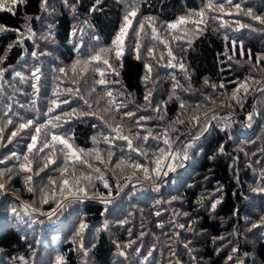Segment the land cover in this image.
I'll return each mask as SVG.
<instances>
[{"label": "trees", "instance_id": "trees-1", "mask_svg": "<svg viewBox=\"0 0 264 264\" xmlns=\"http://www.w3.org/2000/svg\"><path fill=\"white\" fill-rule=\"evenodd\" d=\"M127 2L102 0L97 6L101 10L90 13L95 0H79L78 3L77 0H49L46 11L41 9V0H26V3L15 8V14L0 11V25L19 29V32L0 33V56L7 54V59L0 62V67L7 69L0 77V127L4 128L0 133L3 136L0 160L12 152L21 158L0 164V169L13 168V179L8 183L7 191L0 195V264H56L58 256L64 258V264H239L241 260L244 264H264V227L249 231L251 223L245 219L256 222L260 216H264V194L251 191L264 187V93L255 91L264 84L249 81V92L240 93L239 103L231 97L240 82L249 77H255L257 81L264 78V71H253L252 67L255 65L264 69V31L261 30L264 26L234 10L232 15L210 12L209 17L223 16V20L209 19L203 34H191L188 38L191 47L187 42L171 43L173 54L178 59L182 58L187 65L191 80L185 79L179 67H164L171 58L167 56L164 44L150 39L148 29L149 35L142 40L144 48L141 55L154 44L157 59L161 52L165 54L164 59L159 66L151 61L154 65L152 80L146 85L143 81L144 61L136 60L126 52L120 76L111 73L107 76L110 80H121L124 88L111 84L107 87L113 90L117 104L124 101L127 107L119 110L113 107L111 112H107L104 111L105 100L96 102L106 86L98 85L95 93L87 95L92 80L99 78L98 74L89 72L85 76L88 83L73 85L71 77L74 74L69 70L65 76L58 69L69 68L78 57L73 44H78L81 39L86 46L93 48L110 44L120 27ZM203 2L139 0L140 15L137 19L154 16L159 21H171L189 9H198ZM233 3H242L244 7H253L256 14H264V0H233ZM72 5H75L74 11ZM225 7L230 6L225 3ZM224 21L228 22L226 26ZM236 21L252 27L237 30ZM133 26H136L135 22ZM73 29L83 31L73 36ZM161 32L168 38L167 33ZM225 35L228 40L224 39ZM45 36L50 38L42 39ZM93 36L100 37L99 44L92 39ZM232 40L237 41L236 47L231 45ZM10 44H13L11 50L8 49ZM33 52L37 55L33 56ZM37 67L40 68L37 73L39 82L32 77ZM16 73H20V76ZM205 78L209 85L204 84ZM177 82L182 87H175ZM221 84L223 88L219 87ZM58 87L62 93L65 88L79 87L91 108L84 105L74 92L55 97L53 93ZM174 87L179 99L174 97L168 101L166 111H154L155 105L168 100ZM148 88L153 91L152 107H147L144 100ZM185 88L188 91H184ZM121 91L123 95L119 94ZM208 97L215 100V104ZM52 99H58V102L67 99L70 102L61 103L55 112L47 113ZM181 100L187 106L183 110L180 108ZM73 109L97 112L113 128L122 126L126 135L138 132L144 136L151 132L147 141L134 142L135 146L147 150L150 155L157 147H168L162 140L153 138L163 135L166 129H178V133L170 131L169 134L173 138L180 134L181 140L187 142L204 124V113L208 114L209 127L196 147L190 150L191 158L184 161L183 167L177 168L175 173L156 181L160 184L156 190L152 181L145 180L143 173L137 171L133 176L130 168L122 174L117 170V175H113L112 168L120 158H131L141 163L149 161L128 149L126 141L116 139L112 145L104 143L102 139L98 143L93 142L91 138H100L101 133L110 138L115 136L98 116L62 117L58 122L62 127H50V131L65 136L74 135V143L80 148H98L105 156L109 148L115 153L107 166L99 161L92 162L104 170L105 178L113 186L112 196L116 200L113 206L87 199L73 205L59 219L49 220L42 213L50 211L55 205L39 203V188L44 173L40 177L34 176L36 193L27 192L22 178L15 176L22 157L27 154L32 130H24L12 143H8V139L11 132L28 119L44 123L52 116L71 113ZM126 111L135 112V117H124ZM249 114L253 115L252 121L247 119ZM142 115L151 119L140 121L143 127H137L134 121ZM161 115L164 116L163 120L157 118ZM177 116L185 120L184 125L173 123ZM192 116H199L201 125L191 127L189 120ZM213 116L216 118L213 119ZM8 118L13 120L12 124L6 123ZM225 123L230 127L223 128ZM93 124L97 127L94 128ZM178 146L179 142L172 145L173 149ZM221 146L223 152L219 151ZM48 151L46 149L45 153L39 155L43 156ZM35 158L39 162V156ZM49 175L55 173L49 171ZM43 182H47L46 177ZM117 183L127 185L119 195L114 187ZM217 188L221 191L217 192ZM107 192L103 184L97 181L95 195ZM173 197L177 199L173 200ZM214 199L222 202L213 211L210 210L209 201L214 202ZM25 205L38 207L39 211L30 217L28 213L31 208L26 211ZM13 206L18 214L11 212ZM105 207L109 208L108 212L104 211ZM234 212L237 214L233 215ZM21 216L27 223L20 222ZM80 217L89 227L82 238L74 241ZM123 220H127V223L120 222ZM105 222L107 229L99 231ZM181 224L185 227L180 228ZM130 241H134L131 248L127 247ZM81 243L83 249L79 247ZM233 247L238 251L233 253ZM120 251L127 254L126 259L119 255ZM149 251L152 255L145 260ZM229 256L233 260H229Z\"/></svg>", "mask_w": 264, "mask_h": 264}, {"label": "snow or ice", "instance_id": "snow-or-ice-1", "mask_svg": "<svg viewBox=\"0 0 264 264\" xmlns=\"http://www.w3.org/2000/svg\"><path fill=\"white\" fill-rule=\"evenodd\" d=\"M79 0H77V3ZM102 0H95V3L89 9V12L100 11L101 9L97 7L100 5ZM26 3V0H0V11H7L9 13L15 14V8L21 4ZM225 3L230 7L226 9ZM49 4V0H41V9L47 10ZM73 11L75 10V5H72ZM233 10L237 14H242L244 16L249 17L251 20L258 21L260 25L264 26V14H256L253 7H244L242 3H233V0H225V2H217V0H204L202 5L198 9H189L185 14L176 17L171 21H159L157 17L154 16H143L140 19H137L138 15H140V3L139 0H128L125 5V12L122 17V22L120 27L115 32L113 38L111 39V43L108 45L99 46L96 48L86 46L84 41L81 39L77 43L73 44V50L77 52L79 55L74 60V62L70 65L69 68L61 67L58 69L60 73H63L65 76L68 75L69 70L74 74L71 77V83L73 85H78L80 82L88 83L85 80V76L89 72L93 73V75L98 74V79L92 80V85L87 93L88 96H91L92 93L96 92V86L104 85L106 86L103 90V95L99 96L97 99V103L100 100L106 101V107L104 111L111 112L113 107L116 110H119L121 107H127L124 101H120L117 104L116 99L113 94V90L108 85H120L123 89V83L119 79L110 80L107 78L108 74H114L116 77L120 76V70L123 69L124 63L123 59L126 52H129L134 56L136 60L144 61L145 75L143 76V81L147 85L152 80V72H153V63L151 61L156 62V66L160 65V61L164 59V53L161 52L159 54V59H157L156 55V47L153 44L149 46L144 51L143 55H141V49L144 48V44L142 40L144 36H148L150 29V39L154 42H159L164 44L167 49V56L171 59L168 61L164 67L167 68H176L179 67L181 71L185 74L186 80H191V75L189 74V69L185 64L182 58L178 59L174 54L171 47L172 41L179 42H187L188 47H191V40H189V36L194 34L199 36L203 34L207 30L208 20H223V16H211L209 17L210 12H218L224 13L227 12L228 15H232ZM31 19V17H29ZM39 19V17H37ZM135 22V27L133 26ZM87 23V21H85ZM228 24L227 21H224V25ZM237 30L243 28H251L250 24H245L241 21H236ZM167 33V37L165 38L162 35V32ZM264 31V28L261 29ZM5 31H17L19 29H9L7 26L0 25V33ZM29 33H31V28H28ZM82 29H73L72 35L76 36L77 33H82ZM34 35V34H33ZM50 36L42 37V39L47 40ZM92 39L99 44L100 37L93 36ZM225 40H228V36H224ZM134 41V42H133ZM22 42V41H18ZM231 45L236 47L237 41L232 40ZM13 44L8 45V49L11 50ZM242 47V42H241ZM33 56H36L37 53L33 52ZM7 59V54L4 53L0 56V62ZM172 61H176L173 63ZM115 65V66H114ZM253 71H264V69H259L255 65L252 66ZM6 68L0 67V77L3 76L4 72H6ZM40 72V68L37 67L34 72H32V77L39 82L40 76L37 73ZM17 76H20V73H16ZM77 77L79 79H77ZM175 79V77H172ZM252 81L258 84H264V78L257 81L255 77H249L248 79L239 83L238 87L234 89L231 94L233 99L237 100V103L240 102L238 97H240V93L243 92L247 94L250 89V83ZM205 85H209V81L207 78L204 80ZM175 87H182L179 82L175 85ZM175 87L173 89L172 95L168 97L167 101H163L162 104H157L153 108L156 112H161L162 110L167 109L168 101L172 100L174 97L179 99V96L175 93ZM212 88H216V85H210ZM219 87L223 88L224 85L221 84ZM184 91H188L187 88ZM255 91H259L264 93V87L255 89ZM36 92H39V88H36ZM75 93L80 100L83 101L84 105H87L89 109L91 108V104L89 100L81 94L80 88H65L63 93L60 91L59 87L54 90L53 95L55 97H59L64 93ZM123 95V91L119 93ZM153 96V91L151 88H148L146 94L144 95V100L147 102V107H152L151 98ZM211 103L215 104V100L211 97L207 98ZM70 101L64 99L63 101L58 102V99H52L50 101L51 106L48 107L47 113H53L56 109L60 108L61 103L68 104ZM223 103V101H222ZM187 106L181 100L180 108L183 110ZM199 107V106H197ZM183 113H181L182 115ZM136 113L131 111H126L123 113L124 117L133 118ZM207 113H204L205 122L201 125V120L199 116H192L189 120V125L191 127H195L196 125H201L200 130L196 135H193L187 142L181 140V135L177 134L174 138L169 134L170 131L177 132L178 129H166L163 135H155L153 138L160 141L162 140L167 148H156V151L149 154L147 150H143L140 147L134 145L135 141H147L149 136L152 135L151 132L148 135L141 136L138 132L133 133L131 136L126 135L123 132V128L120 125H117L115 128L112 125L108 124L104 117L99 115V113L94 111H77L73 109L71 113H61V115H56L48 118L44 123H37L34 119H28L23 123H20L16 130L11 132V136L8 139V143H12V140L19 136L24 130H32L30 139L31 142L27 144V154L22 157V162L18 165V170L15 172L16 177H20L23 180V183L27 186L26 191L29 193H36L37 187L34 185V176L40 177L41 173H44V177H41L42 184L39 188V203L42 204H54L55 206L51 208L48 212H43L42 215L46 216L49 220L53 218L59 219L65 212H67L70 208H73V205L82 203L87 199H96L99 200L104 205H113L115 206L116 197L112 196V185L109 184L108 179L105 178L104 170L93 164V160L99 161L101 164L107 166L111 163V157L115 155L114 152L109 150L105 154L101 153L98 148L94 149H83L74 143V135H61L56 132H52L49 130L58 129L62 127L59 121H61L62 117L71 118L73 116L81 117V116H98V118L107 125L108 128L112 129L115 133V136L110 138L109 136H104L103 133L100 134V138L97 136H93L91 139L93 142L98 143L100 139L106 144L112 145L114 144L116 139L126 141V147L133 152H137L140 156L144 157L145 160L149 161L148 163H141L139 161L133 160L131 158L124 159L120 158L115 163L112 168L113 175H117V170L122 174L126 169H132V175L135 176L137 171L143 173L145 180L152 181L155 185L156 190L159 189L160 184L156 183V181L162 180V177H167L169 173H175L177 168L183 167V162L189 160L191 157L189 152L191 149H194L199 141L200 137L208 130L209 122L207 121ZM160 120L164 119V116L157 117ZM216 117L213 116V119ZM145 119H151V117L140 116L137 120L134 121L137 127H143L140 121ZM248 121H252L253 115L249 114L247 117ZM7 124H12L13 120L8 118L6 121ZM175 124L184 125L185 120L181 119L180 116H177L176 120L173 122ZM93 127H97V125L93 124ZM230 125L225 123L223 128H229ZM223 130V129H222ZM4 128L0 127V133H3ZM231 138V137H229ZM0 141H3V136H0ZM176 142H179L180 146L173 149L172 145ZM49 150L45 155L40 156V153H45V150ZM219 151L223 152V146L220 147ZM39 156V162L36 160L35 156ZM13 158L21 159L16 152H12L10 156H5L2 160H0V164L5 163V161L12 160ZM58 161L60 163L58 164ZM34 165L36 167L34 168ZM56 167L53 168L52 166ZM49 171L55 173V175H49ZM13 168L8 167L5 169H0V195H3L8 188V183L13 179ZM47 178V182L44 183V178ZM99 181L103 184V187L108 190L107 194L95 195L96 182ZM117 189V195L120 192L124 191V188L127 185H121L117 183L114 186ZM131 191V190H129ZM221 189L217 188V192H220ZM252 192L264 194V187H257L251 189ZM173 200L177 199L176 197L172 198ZM220 199H214L213 201H209L210 210H215L219 204H221ZM31 208V212L28 215L31 217L32 213L38 212V207H32L31 205H25V210ZM11 212L14 214L17 213L16 207H11ZM75 210V209H73ZM105 212L109 211V208L105 207ZM237 212H234L233 215H236ZM159 215V213H157ZM187 215V213H185ZM248 223H251L252 229H259L264 227V216H260L259 220L256 222H251L249 218H245ZM21 223H27L24 220V217H20ZM33 222H35L33 220ZM121 223H127V220L120 221ZM195 223V222H194ZM163 227V225H159ZM89 225L84 222V218L80 217L78 220L77 230L75 232L74 241L76 238H82L83 233L86 229H88ZM108 227L107 222L104 223V226L99 231H104ZM180 228H184L183 224L179 225ZM192 231V229H189ZM235 234V233H233ZM178 235V234H177ZM220 239H224L221 237ZM132 243L134 241H130L127 247L131 248ZM95 245L93 244V247ZM81 249H83V244L79 245ZM119 247V246H118ZM187 247V245H185ZM138 251V249H137ZM233 253L238 251V248L233 247ZM84 255H87V252H84ZM120 256H124L127 258V254L124 251L119 252ZM152 252L149 251L147 256L144 257L147 260L148 256H151ZM175 255V253H173ZM20 259H23L22 257ZM229 260H233L232 256L228 257ZM56 264H64V258L58 256L56 258ZM239 264H244V261L241 260Z\"/></svg>", "mask_w": 264, "mask_h": 264}]
</instances>
